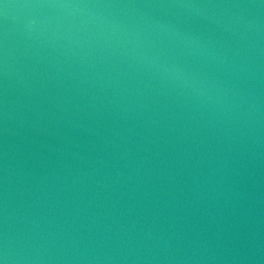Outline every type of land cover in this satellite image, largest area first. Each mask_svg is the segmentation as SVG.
I'll list each match as a JSON object with an SVG mask.
<instances>
[{
    "label": "water",
    "instance_id": "95a60500",
    "mask_svg": "<svg viewBox=\"0 0 264 264\" xmlns=\"http://www.w3.org/2000/svg\"><path fill=\"white\" fill-rule=\"evenodd\" d=\"M0 264H264V0H0Z\"/></svg>",
    "mask_w": 264,
    "mask_h": 264
}]
</instances>
